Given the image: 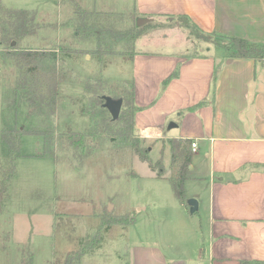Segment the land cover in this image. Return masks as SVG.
Wrapping results in <instances>:
<instances>
[{"label":"rangeland","instance_id":"obj_1","mask_svg":"<svg viewBox=\"0 0 264 264\" xmlns=\"http://www.w3.org/2000/svg\"><path fill=\"white\" fill-rule=\"evenodd\" d=\"M79 1L2 0L6 6L35 11L34 21L39 25L34 35L12 44L58 47L64 78L59 84V102L52 106L39 102L16 88L22 71L13 59L2 56L0 43V188L5 186L0 191V247L8 253L0 257V264H27L29 260L31 264H198L197 240L207 247L209 234L204 206L193 195L203 196L204 188L187 178L184 200L177 198L169 181L175 168L166 139L153 141L138 134L144 145H151L152 162L162 159L163 172L158 174L136 154L121 151L114 138L99 129L82 151L88 155L81 159L61 134L96 127L95 120L80 113V106L87 108L91 96L111 93L115 85L133 80L132 52L142 49L189 57L217 46L218 52L225 53L226 41L200 36L184 19L153 16L138 33L113 39L111 50L100 56L95 53V33L101 22L93 19L95 13L125 15L132 12L131 0H116L114 10L121 12L89 11L93 14L75 16L74 5ZM73 98L80 100L74 103ZM49 129L54 157L42 155L45 141L37 134ZM6 130L16 136L21 131L19 152L11 153L2 140ZM115 148L119 152L113 154ZM189 198L198 202L193 213ZM120 215L121 221L110 220ZM131 216L133 220L123 224ZM105 225L109 226L106 230ZM99 233L98 246L88 249L79 262L66 261V253L78 247L80 238L89 246Z\"/></svg>","mask_w":264,"mask_h":264},{"label":"crops","instance_id":"obj_2","mask_svg":"<svg viewBox=\"0 0 264 264\" xmlns=\"http://www.w3.org/2000/svg\"><path fill=\"white\" fill-rule=\"evenodd\" d=\"M116 2L80 0L77 4L88 11L121 12L115 11ZM131 3L138 16L184 14L204 32L264 42V0ZM216 47L189 57L135 51L131 60L134 103L141 109L134 115V124L143 139L182 137L196 143L187 178L204 188V197L193 196L204 206L209 234L207 247L197 240L196 262L264 261V62L227 57ZM177 63L178 75L162 88ZM180 110L183 113L176 116ZM170 121L175 125L168 127ZM6 251L0 247V257L6 258Z\"/></svg>","mask_w":264,"mask_h":264},{"label":"trees","instance_id":"obj_3","mask_svg":"<svg viewBox=\"0 0 264 264\" xmlns=\"http://www.w3.org/2000/svg\"><path fill=\"white\" fill-rule=\"evenodd\" d=\"M73 12L75 16H77V14H84V16L93 14L78 4L74 5ZM35 15V11L25 8L9 7L4 5L2 0H0V43L4 46L2 56L4 58L8 57L13 59L22 71L16 81V88L25 90L26 93L38 99L39 102L52 106L60 101L59 84L64 78V74L59 68L60 52L58 47L49 49L26 48L19 47L17 43L12 44L13 40L18 41L21 37L31 36L37 32L39 25L34 21ZM136 17H138V14L135 12L126 13L125 15L115 13H95L93 19L97 22H101V27H99L98 30L96 28L95 33L97 40L95 53L101 56L111 50L113 39L127 35L126 33H138L142 27H137L135 25ZM173 17L182 20L184 19L188 23L187 27L196 30L202 37H210L212 39L218 37L221 40H225L226 44L224 45L223 50L227 57L253 59L260 63L264 62V42L254 41L244 37L231 36L220 32H204L187 15L180 14ZM118 19L121 21H118ZM122 20H124V24L120 26L119 24ZM85 23L86 22L83 21L84 26L87 25ZM88 26L91 27L90 25ZM92 27H94V25ZM130 45L132 46L133 44L131 43ZM134 53L135 51L132 52L131 59ZM215 70H218V65ZM178 71L179 68L177 67L162 81V88H164L173 77L178 75ZM102 95H109L113 98L122 99L119 114L115 119L112 118L108 109L103 106L104 99L102 98ZM79 100L80 99L73 98L74 103H78ZM89 104L90 106L87 108L80 106V113H87L90 120L96 121V127L87 131L70 129L61 134L62 139L67 142L68 146L74 150L75 154H77L80 159L83 158L84 155H88L84 152V154H82V151L89 147V141L93 139L95 133L98 131L97 129H99L100 132H105L110 137H113L115 140L114 145L121 146V151L129 150L133 154H136L140 160L147 161L153 170L157 169L158 174L163 172L162 159L159 158L155 162H152L149 156L151 145L143 144V139L140 138L135 128L134 115L136 111L141 109V107L134 103L133 80H124L123 84L118 87L115 85V88L111 93L91 96V98H89ZM202 104L203 102H200L198 105ZM193 108L194 107H190L188 109L191 110ZM183 111L184 110H180L178 115H181ZM17 132H19V136H16L10 130H6L2 133V140L5 142L11 153L19 152V147L21 145V131L18 130ZM37 134L43 136L45 141V148L42 155H50L54 157L53 150H51L53 143L52 130H43L37 132ZM165 141L169 146L171 154V167L175 168V173L170 176L169 181L175 195L182 202L184 200V182L187 179V169L192 158V139L171 137ZM112 151L113 154L119 152L116 148ZM69 163L71 164L70 161ZM11 169L13 172V164ZM4 187L5 186L3 185L1 186V193ZM1 207L2 197L0 196V209ZM120 219L121 215L117 218L112 217L110 220L119 222L121 221ZM132 220L133 217L131 216L128 220L126 219L123 224H129ZM102 221H104V219ZM108 227V225H105L103 228L106 230ZM101 240L102 233H99L95 239H91L90 245L87 246L84 244L85 240L80 238L78 247L66 253V261L70 262L74 259L76 262H79L80 258L88 251V249L98 246ZM253 262L264 264V261ZM245 263L248 264L249 262ZM27 264H31V261L29 260Z\"/></svg>","mask_w":264,"mask_h":264},{"label":"water","instance_id":"obj_4","mask_svg":"<svg viewBox=\"0 0 264 264\" xmlns=\"http://www.w3.org/2000/svg\"><path fill=\"white\" fill-rule=\"evenodd\" d=\"M152 20L150 17L146 16H138L135 18V25L137 27L144 25L145 23H148ZM14 43V41L12 42ZM102 98L104 99L103 106L108 109L110 114L112 115V118L115 119L120 111L121 105H122V99L121 98H113L109 95H102ZM175 125L173 122L169 124V127ZM189 210L191 213L195 212L198 209V202L195 198H189L188 201Z\"/></svg>","mask_w":264,"mask_h":264},{"label":"built area","instance_id":"obj_5","mask_svg":"<svg viewBox=\"0 0 264 264\" xmlns=\"http://www.w3.org/2000/svg\"><path fill=\"white\" fill-rule=\"evenodd\" d=\"M195 147H196V143L195 142H191V149H192V151L195 150Z\"/></svg>","mask_w":264,"mask_h":264}]
</instances>
